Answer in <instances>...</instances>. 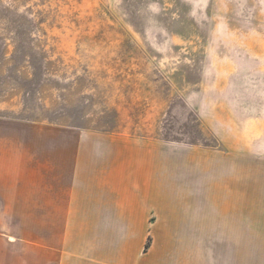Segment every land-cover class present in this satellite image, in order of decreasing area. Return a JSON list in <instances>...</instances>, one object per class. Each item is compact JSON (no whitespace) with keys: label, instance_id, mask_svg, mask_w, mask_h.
<instances>
[{"label":"rangeland","instance_id":"obj_1","mask_svg":"<svg viewBox=\"0 0 264 264\" xmlns=\"http://www.w3.org/2000/svg\"><path fill=\"white\" fill-rule=\"evenodd\" d=\"M126 141L128 156L158 146L169 194L200 150L203 188L238 193L236 243L216 229L184 246L193 230L154 213L122 227L109 205L38 210L51 184L109 195L97 163ZM0 223V264H134L147 245L148 264H182L184 247L190 264H264V0H0Z\"/></svg>","mask_w":264,"mask_h":264},{"label":"crops","instance_id":"obj_2","mask_svg":"<svg viewBox=\"0 0 264 264\" xmlns=\"http://www.w3.org/2000/svg\"><path fill=\"white\" fill-rule=\"evenodd\" d=\"M128 144L132 146L136 145L134 141H126L122 144L124 152L122 148H117L120 149V155L110 156L108 157L110 160H103V163H97L99 172H102V189H110L109 195L103 191L98 194H88V196L78 195L73 191L64 192L63 194L57 189V184H54V186L51 184L47 189H41L38 210L45 214H57L58 212L64 211L76 213L84 211L96 212L98 209L104 212L106 206L109 205L110 207H115L114 210L117 213L118 222L123 223L122 227H127L131 222H136L137 220L135 221L134 219L137 218L140 227H143V215L146 217L148 213H154L155 219L153 223L157 227L161 225L168 229L181 228L193 230L192 237H188L184 233L181 237H178L183 238L182 243L184 246L187 243L190 244L192 242L191 239H193L194 244L201 245L204 243V233L202 231L216 229H229L230 241L228 242L227 240V243H230V245L236 243L233 238H236L239 228L238 193L236 190L231 189L229 193V204H227V200L221 199V190H216L212 187L210 189L203 188V178L205 176L200 171V166H198L200 164H195L194 162V166L197 165V168L193 173L190 172L189 168L193 163L191 162V154L201 159L200 150L195 148L187 150L189 157H184L182 164L183 188L178 190V194H169L168 190L159 187L158 152L155 153V156L152 155L153 150L157 151L158 146L147 142L141 144L146 152L143 155L145 157L142 158V156H139L135 152H130L128 156L125 152V146ZM114 149V147L110 148V152H114V154L119 152ZM130 169H133L135 173L133 178L132 176L129 178L126 176L127 171ZM112 181L113 184H109ZM169 195L179 196L181 199L177 203L181 204V207L170 208V210L165 211L166 213L164 215H160V197ZM85 197L87 198L83 203V198ZM172 202L175 203L174 200ZM169 203L171 201H168ZM223 203L226 204L225 209L222 207ZM83 206L86 207L85 210L80 208ZM127 212H136L138 217H130L127 220ZM8 227L9 224L5 228ZM2 228H4V225L0 223V229ZM212 234L211 237H215V231ZM177 242L179 241L177 240ZM146 247L149 250L145 252V256L135 259L136 262L134 264H148V257L154 255V247L152 245H147ZM185 251L186 248L184 247L183 252L185 256H183L182 264H190V258L188 256L186 257ZM170 255V250H168L166 257L167 264H180L179 260L175 261V259H171ZM153 259L152 264H160V258L156 257Z\"/></svg>","mask_w":264,"mask_h":264}]
</instances>
